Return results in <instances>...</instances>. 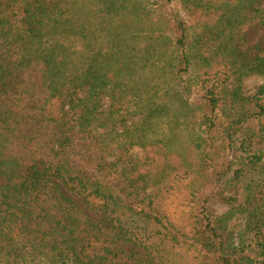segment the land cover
Instances as JSON below:
<instances>
[{"label": "trees", "instance_id": "obj_1", "mask_svg": "<svg viewBox=\"0 0 264 264\" xmlns=\"http://www.w3.org/2000/svg\"><path fill=\"white\" fill-rule=\"evenodd\" d=\"M251 74L264 77V0H0V264H181L185 245L198 264H264V148L243 130L264 115V83L246 95ZM191 115L193 135L175 142ZM218 125L229 146L241 132L248 169L230 209L189 235L157 210L164 175L132 149L189 171L181 151L206 164Z\"/></svg>", "mask_w": 264, "mask_h": 264}, {"label": "rangeland", "instance_id": "obj_2", "mask_svg": "<svg viewBox=\"0 0 264 264\" xmlns=\"http://www.w3.org/2000/svg\"><path fill=\"white\" fill-rule=\"evenodd\" d=\"M172 5L177 8V11H179V14L185 20L190 19L192 21L194 19L193 17L196 13L190 14L184 7L177 6L175 1L172 2ZM263 83L264 77L259 74H251L244 77L241 81L242 89L246 95L257 93ZM197 96L196 92L192 95V97ZM106 105L107 101H104V106ZM194 121H196L195 115L194 118L192 115L187 118L182 128L177 131L175 142L185 145L187 139L192 134V129L196 128L197 124L195 125ZM260 121L264 123V115ZM260 121L256 117L250 118L249 122L246 123L247 126L245 124V128L243 129L246 130L247 127H251L254 133H256L253 150L264 148V130L260 131ZM220 122H225V119L217 116V123ZM223 130H225L224 126L218 125L212 130L207 131L206 135H209L210 140L208 141L209 153L205 160L206 164L202 163V156L196 152H192L193 150L185 149L181 151L182 154H186L192 161V169L187 168L190 169L189 171H186L178 157L177 159L173 157L171 161H166L165 156H162L160 152L150 151V148L144 150L137 146L132 149V158L139 161L143 169L150 167L153 174L160 173L164 175L160 179L163 182L165 181L166 187L159 193H157L156 188L153 191L157 196V210L160 209L169 218L170 222L179 226L178 228L189 235L192 234L193 226L195 223L197 224V221H200L199 219L203 213L211 212L215 215L226 213L231 207L229 197L241 192L242 182L238 181V178H235V171L240 167L248 169L244 166V159L240 157L242 153L240 149L241 132H237L238 136H236L237 134L235 135V143L233 146H229L228 142L225 141L227 138L223 134ZM174 155L178 156L177 154ZM200 164L201 168L199 167ZM172 168H175V170L172 171ZM254 174H257V172H254ZM152 179H154L153 175ZM152 179L150 177V180ZM150 188L153 190L151 186ZM150 188H148V191H150ZM137 205L134 204V206L139 208L142 206L141 203ZM232 222V237L237 241L239 237L238 233H241L245 221L242 217L236 216ZM139 223L142 225L145 222L140 220ZM152 226L156 227L155 224H152ZM104 239L105 236L94 238L91 241L88 252L92 255L105 254L104 247L108 243ZM119 244L122 245L121 243ZM123 248L127 252L130 249H139L143 252V249L137 247L134 243L123 244ZM181 249L177 250L179 252L177 257L181 264H198L193 258L197 252L189 249L188 245H185ZM128 256V254H122L124 260Z\"/></svg>", "mask_w": 264, "mask_h": 264}]
</instances>
